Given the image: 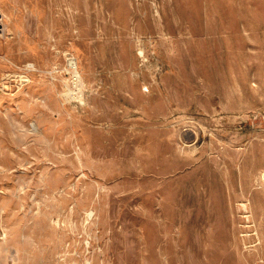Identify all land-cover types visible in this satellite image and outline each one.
<instances>
[{
  "label": "rangeland",
  "instance_id": "374dc122",
  "mask_svg": "<svg viewBox=\"0 0 264 264\" xmlns=\"http://www.w3.org/2000/svg\"><path fill=\"white\" fill-rule=\"evenodd\" d=\"M0 23V264H264V0Z\"/></svg>",
  "mask_w": 264,
  "mask_h": 264
},
{
  "label": "built area",
  "instance_id": "2783aa9c",
  "mask_svg": "<svg viewBox=\"0 0 264 264\" xmlns=\"http://www.w3.org/2000/svg\"><path fill=\"white\" fill-rule=\"evenodd\" d=\"M68 67H69V65H68ZM70 69H71V76L69 79V84L71 85L72 89L74 88V89H76V91H79L82 83L80 81V75H79L78 71L76 70L77 67L76 68L70 67ZM24 76H20V78L22 79V78H24Z\"/></svg>",
  "mask_w": 264,
  "mask_h": 264
},
{
  "label": "bare ground",
  "instance_id": "6f19581e",
  "mask_svg": "<svg viewBox=\"0 0 264 264\" xmlns=\"http://www.w3.org/2000/svg\"><path fill=\"white\" fill-rule=\"evenodd\" d=\"M1 24V23H0ZM75 62L73 61V60H71V62H69V65L71 66V67H75Z\"/></svg>",
  "mask_w": 264,
  "mask_h": 264
}]
</instances>
